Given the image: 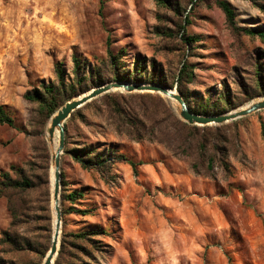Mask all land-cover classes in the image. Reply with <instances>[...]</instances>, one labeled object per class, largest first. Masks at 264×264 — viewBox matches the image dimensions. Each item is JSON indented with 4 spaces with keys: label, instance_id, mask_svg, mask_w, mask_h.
Returning <instances> with one entry per match:
<instances>
[{
    "label": "rangeland",
    "instance_id": "rangeland-1",
    "mask_svg": "<svg viewBox=\"0 0 264 264\" xmlns=\"http://www.w3.org/2000/svg\"><path fill=\"white\" fill-rule=\"evenodd\" d=\"M227 1L234 25L218 0H0V105L16 124L0 125V173L40 185L50 180V203L44 187L22 198L18 246L1 243L13 218L8 199L0 197V264H42L53 234L49 129L57 111L43 120L26 92L60 84L58 65L71 84L74 55L88 60L89 74L111 50L128 72L145 60L153 82L143 83L178 92L180 85L189 107L209 103L220 114L246 107L264 97V39L235 27L263 31L264 0ZM184 33L197 41L188 44ZM185 63L191 79L179 83ZM117 93L125 95L114 99L126 116L105 94L64 123L61 194L64 187L83 191L75 207L87 213L62 214L61 241L64 232L99 234L78 247L68 244L59 263L264 264V109L206 125L197 137L209 140L208 152L186 155L159 141L175 135L177 118L186 122L176 101L152 92L107 94ZM89 147L104 155L114 150L127 161L116 159L104 172L85 169L74 154Z\"/></svg>",
    "mask_w": 264,
    "mask_h": 264
},
{
    "label": "trees",
    "instance_id": "trees-1",
    "mask_svg": "<svg viewBox=\"0 0 264 264\" xmlns=\"http://www.w3.org/2000/svg\"><path fill=\"white\" fill-rule=\"evenodd\" d=\"M254 1V0H251ZM218 6L222 9L224 14L226 15L227 20L231 25L235 23L236 13L230 2L227 0H218ZM189 23V20H187ZM184 29V27H183ZM235 29L244 32L251 37H261L264 39V30L257 31L252 28H243L239 29L235 27ZM184 40L188 44H193L197 41V37L195 36H187L185 33L183 34ZM109 58L107 60H102L99 67L92 68L89 74L87 73L89 68V62L87 59H81L80 57L74 55L73 62H74V82L71 84H66L63 78V70L60 65L56 67V74L60 79V84L57 86L54 84H42V87L36 88L34 90V94L31 91H27L25 94V99L29 102H36L39 104L38 113L43 120L50 118L63 104L71 99L72 97L82 94L88 90L87 88L88 83H92L95 86L101 85L107 81H123V82H145V81H152L153 79L147 75L148 68L146 66L145 60H138L137 64H135L134 68L129 72L126 70L120 69V59L121 55L115 57L113 56V52L111 50L108 51ZM190 67L187 63L183 65L182 70L180 71L178 81L188 78L191 79V71ZM152 74V73H150ZM259 79V78H258ZM264 83V82H263ZM163 84V83H162ZM165 85V84H164ZM81 89L78 91L77 87ZM179 91L183 94V90L181 89L180 85L178 86ZM69 93H73L69 95ZM67 95V96H66ZM114 95V94H113ZM110 94H106L105 97L111 99V105L114 106L120 115H125L122 109H120L119 102L116 101L117 97L121 99L124 98L123 93H117V96H113ZM264 95V92H263ZM226 103L229 104L228 100L224 97ZM234 107V106H231ZM190 109L197 113V114H206V115H215L222 113L221 110L215 108L214 105L205 103L201 104L198 108ZM223 110V108H222ZM126 116V115H125ZM7 124L11 127H16L14 118L10 115V113L6 110L4 105H0V125ZM207 126H198V125H191L187 122H184L177 118V124L172 126V129L175 132L174 136H167L165 139H159V141L164 142L169 145V147L176 152L177 154H186V155H193L197 153L199 155L204 156L205 153L208 152L209 140L205 139L204 141L197 137V131L205 130ZM134 128H130L127 130L129 135H134ZM164 133V131H160ZM76 160L81 164V166L85 169L94 168L97 171H109L116 159L127 161L123 155L115 154L114 150H111V153L103 154L99 151H96L94 148H82L78 149L75 152ZM213 158L209 159V167L213 166ZM130 164L135 168L136 163L131 161ZM194 168H197V164H194ZM63 175V174H62ZM63 181V180H62ZM65 185V184H63ZM44 187L45 195L49 199L47 202L50 203V180L47 176L43 185L37 184L33 181L30 177L20 174L17 177H14L8 171H2L0 173V197H6L9 201V207L12 213V223L11 227L3 233V237L1 240L2 245H19L18 238L14 234V231L18 227L19 217L22 215L25 205L22 203L23 199L30 192L35 190H40ZM84 197V192L78 189H74L70 192H67L64 187V191L61 194V205H62V214H70V213H77V214H86L87 210H82L80 208L75 207L80 200ZM70 203L69 207H65V203ZM48 203V204H49ZM49 211L50 208H48ZM49 223H51V215L49 216ZM105 233V232H103ZM99 234L98 231H79L77 233H65L63 234L62 241H61V248L59 250V254L57 256L55 264H60V260L63 259V251L65 247L73 243L72 245L78 247V244L86 242L89 240L91 235ZM71 239V240H69ZM52 236H49L50 244L44 249L42 252V257H45L50 245H51ZM73 241V242H70Z\"/></svg>",
    "mask_w": 264,
    "mask_h": 264
},
{
    "label": "water",
    "instance_id": "water-1",
    "mask_svg": "<svg viewBox=\"0 0 264 264\" xmlns=\"http://www.w3.org/2000/svg\"><path fill=\"white\" fill-rule=\"evenodd\" d=\"M132 92H152L161 94L171 100L176 101L180 105V116L186 122L191 125L206 126V125H219L227 123L232 120L245 117L254 112L264 109V97H261L258 101L251 103L249 106L231 111L226 114H197L193 112L188 106L187 102L183 98L180 92L167 85L160 83H143V82H123V81H110L101 85L95 86L90 90L82 93L77 98L68 100L63 106H61L54 116L51 118V126L49 129V135L54 136L55 129L59 128V146L56 154L53 156V163L56 167L53 201L55 203V211L58 219L57 230L53 231L50 248L43 260L42 264H55L59 249L61 246L60 232L62 222V208H61V155L65 147V121L71 116V114L80 109L92 100L114 91Z\"/></svg>",
    "mask_w": 264,
    "mask_h": 264
},
{
    "label": "bare ground",
    "instance_id": "bare-ground-1",
    "mask_svg": "<svg viewBox=\"0 0 264 264\" xmlns=\"http://www.w3.org/2000/svg\"><path fill=\"white\" fill-rule=\"evenodd\" d=\"M250 105V104H249ZM248 105V106H249ZM247 107V106H246ZM244 108V107H243ZM55 136V138H54ZM53 136V150H54V155L56 154L57 150H58V144H59V128L57 127L55 129V133ZM52 139V140H53ZM51 186H52V205H53V213H54V217H53V231L57 230V226H58V219H57V215H56V211H55V203L53 201V190H54V181H55V173H56V167L55 164L53 163L52 168H51ZM62 231V222H61V227H60V232Z\"/></svg>",
    "mask_w": 264,
    "mask_h": 264
}]
</instances>
